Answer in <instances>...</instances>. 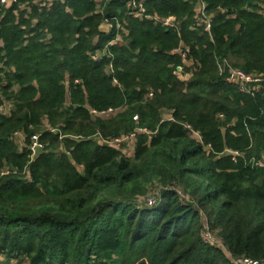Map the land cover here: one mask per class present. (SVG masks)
<instances>
[{
  "label": "trees",
  "instance_id": "1",
  "mask_svg": "<svg viewBox=\"0 0 264 264\" xmlns=\"http://www.w3.org/2000/svg\"><path fill=\"white\" fill-rule=\"evenodd\" d=\"M137 1L147 16L174 17L178 28L129 16L126 0L0 6V106H11L0 114V257L16 264L264 261V167L251 164L264 156V83L250 97L217 71L226 60L264 75V0H206L209 33L195 26V0ZM113 17L126 34L101 30ZM117 33L121 40L112 43ZM181 42L193 61L184 83L172 75ZM109 108L120 112L93 119L88 110ZM166 111L172 121H163ZM136 129L148 134L136 135L131 157L104 144ZM38 133L46 152L28 164L15 134L28 145ZM226 152L241 156L233 162ZM5 168L17 174L1 176ZM149 196L157 197L152 207L139 201ZM204 227L226 252L204 242Z\"/></svg>",
  "mask_w": 264,
  "mask_h": 264
},
{
  "label": "built area",
  "instance_id": "2",
  "mask_svg": "<svg viewBox=\"0 0 264 264\" xmlns=\"http://www.w3.org/2000/svg\"><path fill=\"white\" fill-rule=\"evenodd\" d=\"M51 1V0H48ZM105 2H108L110 0H104ZM17 0H0V6H9L11 4H15ZM262 9H264V6H261ZM126 10L128 12L129 16H132L133 18L142 20L146 19L153 24H159L162 28H170V29H177L178 23L176 22L174 17H167L164 19H160L156 16H147L145 12V8L142 2H139L137 0H126ZM98 12H101L100 10ZM213 15L209 14L207 12V3L206 0H195V6H194V21L195 26L202 28L204 32L209 33L210 27H211V19ZM101 29L103 32H109L110 30L115 29L116 31H120L123 34H126L125 28L120 24V22L116 18H104L101 24ZM121 40V35L116 34V38L112 43H116ZM173 54L177 55L181 59V65L176 66L172 70V75L175 77V79L179 82H186L191 77V72L186 71L187 68H192L193 61L190 57V48L180 43L179 47L175 49ZM217 71L219 76H223L224 81L237 88V90L241 93H244L246 95H249L250 97H255L257 94L260 93V90L262 88L261 84L264 83V75L262 74H246L241 70L235 69L230 66V64L226 60H218L217 61ZM150 97L152 94L149 95ZM91 117L93 119H110L112 117H115L119 110L109 108L103 111H96L93 109H88ZM9 111L8 106L6 107V103H4L2 106H0V114L6 115ZM172 113L168 112V116L166 118H163V121H172ZM219 118H222L221 115H219ZM133 121H137V117L133 118ZM46 128H48L46 126ZM185 128L191 132V136L193 138L199 139V136L192 131L191 126L185 125ZM51 132H54L51 130ZM146 133L148 132L145 129H136L134 132L128 134L124 137H119L117 139H112L108 141H104L105 145L108 144H121L123 142L134 140L137 134ZM17 134H15L16 136ZM42 133H38L33 135L30 140L29 144L26 146V150L28 153V164L34 162L41 154L45 153V146L40 142V136ZM228 155L232 156V161L235 162V158L241 156L240 154L236 152H226ZM251 164L254 167L263 168L264 167V156H262L260 159H252ZM9 173L17 174V171L14 169L5 168L1 172V176H5ZM22 176H24L26 181H30V175L28 174L27 170L24 169L21 173ZM156 197L155 196H149L144 200V204L147 207H152L155 205ZM202 237L205 243L213 245V238L211 233L208 231V229L205 227L204 231L202 232ZM234 264H264L263 260H253L249 258H241L238 260H235L233 262Z\"/></svg>",
  "mask_w": 264,
  "mask_h": 264
},
{
  "label": "rangeland",
  "instance_id": "3",
  "mask_svg": "<svg viewBox=\"0 0 264 264\" xmlns=\"http://www.w3.org/2000/svg\"><path fill=\"white\" fill-rule=\"evenodd\" d=\"M179 82V81H178ZM181 83V82H180ZM65 85L67 86L68 85V82H67V80L65 81ZM8 106V108L10 109L11 108V106H9V104L8 103H6V107ZM66 107L68 106V101H67V103H66V105H65ZM168 116V113H167V111L166 112H164L163 113V116H162V118H166ZM16 138V142L17 143H19V139H18V137H15ZM23 140H24V137H23ZM21 141H22V139H21ZM20 141V142H21ZM19 145V147H20V149H23V148H25L26 146H27V144H25L24 143V141L23 142H21V144H18ZM108 146H113V147H115L117 150H119V152L123 155V156H125V157H131L132 156V151H133V149H134V142L132 141V140H129V141H126V142H123V143H121V144H108ZM58 152H62V149L61 148H59L55 153H56V155L58 154ZM81 169H79V171H80ZM25 179V178H24ZM150 193H152V191H149ZM157 198V197H156ZM187 198V197H186ZM142 204H143V202H144V199L143 198H141L140 200H139ZM202 219H203V221H204V217L202 216ZM205 228V227H204ZM212 235V238H213V243L215 244V245H217V246H219L224 252H226L225 251V249L223 248V245H222V243H221V239L218 237V235L216 234V233H212L211 234ZM17 263V261L16 260H12V261H8L7 259H5L4 257H0V264H16Z\"/></svg>",
  "mask_w": 264,
  "mask_h": 264
},
{
  "label": "crops",
  "instance_id": "4",
  "mask_svg": "<svg viewBox=\"0 0 264 264\" xmlns=\"http://www.w3.org/2000/svg\"><path fill=\"white\" fill-rule=\"evenodd\" d=\"M101 30H104V29H101ZM15 137H18V139H19V143L16 142V144H17L18 148L20 149V147H19L18 144H21V142L24 141V140H23V136H22V134H17ZM21 139H22V141H21ZM15 141H16V140H15ZM20 141H21V142H20Z\"/></svg>",
  "mask_w": 264,
  "mask_h": 264
}]
</instances>
